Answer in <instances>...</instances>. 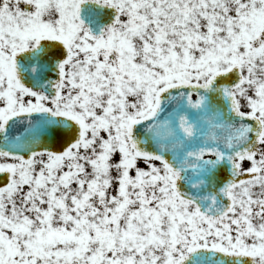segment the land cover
<instances>
[{
  "label": "snow or ice",
  "instance_id": "6c2138e0",
  "mask_svg": "<svg viewBox=\"0 0 264 264\" xmlns=\"http://www.w3.org/2000/svg\"><path fill=\"white\" fill-rule=\"evenodd\" d=\"M0 264H264V0H0Z\"/></svg>",
  "mask_w": 264,
  "mask_h": 264
}]
</instances>
